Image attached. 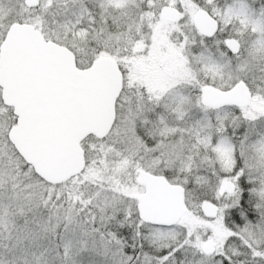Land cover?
<instances>
[{
  "label": "snow or ice",
  "instance_id": "6c2138e0",
  "mask_svg": "<svg viewBox=\"0 0 264 264\" xmlns=\"http://www.w3.org/2000/svg\"><path fill=\"white\" fill-rule=\"evenodd\" d=\"M0 264H264V0H0Z\"/></svg>",
  "mask_w": 264,
  "mask_h": 264
},
{
  "label": "rangeland",
  "instance_id": "374dc122",
  "mask_svg": "<svg viewBox=\"0 0 264 264\" xmlns=\"http://www.w3.org/2000/svg\"><path fill=\"white\" fill-rule=\"evenodd\" d=\"M241 186H242V188H245V191H246V181H244L243 179H242V182H241ZM244 191V197H246L247 196V191L245 192ZM248 207V204H247V202H246V198H245V203L244 204H242L241 203V206L239 207V208H233V211L235 210V212L237 213V215L240 217V211L241 210H243V209H245V208H247ZM248 215H249V218H252V213H248ZM230 216H231V209H226L225 210V224H226V226L227 227H229V228H231V227H233V226H229L227 223H226V220H229V218H230ZM240 224H242V220H240L237 224H235V225H240Z\"/></svg>",
  "mask_w": 264,
  "mask_h": 264
},
{
  "label": "trees",
  "instance_id": "16d2710c",
  "mask_svg": "<svg viewBox=\"0 0 264 264\" xmlns=\"http://www.w3.org/2000/svg\"><path fill=\"white\" fill-rule=\"evenodd\" d=\"M246 192V191H245ZM245 194V193H244ZM244 194H242V204L245 203V198ZM241 220V218L237 215V213L235 212V210L233 211V209H231V216L229 218V220H226V223L230 226H234L235 224H237L239 221Z\"/></svg>",
  "mask_w": 264,
  "mask_h": 264
}]
</instances>
